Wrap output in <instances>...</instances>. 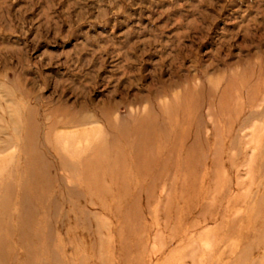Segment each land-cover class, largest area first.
I'll list each match as a JSON object with an SVG mask.
<instances>
[{"label":"rangeland","instance_id":"rangeland-1","mask_svg":"<svg viewBox=\"0 0 264 264\" xmlns=\"http://www.w3.org/2000/svg\"><path fill=\"white\" fill-rule=\"evenodd\" d=\"M0 264H264V0H0Z\"/></svg>","mask_w":264,"mask_h":264},{"label":"bare ground","instance_id":"bare-ground-1","mask_svg":"<svg viewBox=\"0 0 264 264\" xmlns=\"http://www.w3.org/2000/svg\"><path fill=\"white\" fill-rule=\"evenodd\" d=\"M65 121V120H64ZM70 121V120H69ZM66 122V121H65ZM62 124V123H61ZM58 125V124H57ZM63 125V124H62ZM54 127V126H53ZM26 128V127H25ZM23 129H24V127H23ZM26 130V129H25ZM33 130H34V128H33ZM48 130V129H47ZM51 130V129H50ZM44 133V132H43ZM25 134V133H24ZM27 134V133H26ZM30 134H32V132L30 133ZM46 134V133H45ZM42 135V134H41ZM29 136V135H28ZM47 136V135H46ZM25 138V137H24ZM87 141V140H86ZM43 142V141H42ZM44 144V143H43ZM44 148V147H43ZM93 148V147H92ZM93 150V149H92ZM63 158V157H62ZM81 158V157H80ZM65 159V158H64ZM67 159H68V157H67ZM84 159V158H83ZM65 161V160H64ZM63 161V162H64ZM70 161V160H69ZM82 161H84V160H82ZM69 163V162H68ZM68 165V164H67ZM72 165V164H71ZM75 166V165H74ZM80 168V167H79ZM80 170V169H79ZM79 170H78V172H79ZM87 175V174H86ZM61 183V182H60ZM136 203V202H135ZM15 231V230H14ZM8 237V236H7ZM18 242V241H17ZM18 250V249H17ZM43 256V255H42ZM54 257V256H53ZM40 258V257H39ZM4 261V260H3Z\"/></svg>","mask_w":264,"mask_h":264}]
</instances>
